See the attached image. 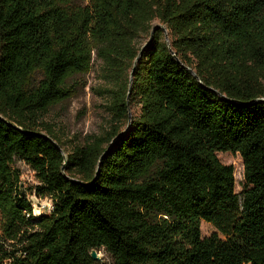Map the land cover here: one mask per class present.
<instances>
[{
	"label": "trees",
	"instance_id": "trees-1",
	"mask_svg": "<svg viewBox=\"0 0 264 264\" xmlns=\"http://www.w3.org/2000/svg\"><path fill=\"white\" fill-rule=\"evenodd\" d=\"M93 53L111 127L68 148L44 117ZM261 99L264 0H0V264H264Z\"/></svg>",
	"mask_w": 264,
	"mask_h": 264
},
{
	"label": "rangeland",
	"instance_id": "rangeland-1",
	"mask_svg": "<svg viewBox=\"0 0 264 264\" xmlns=\"http://www.w3.org/2000/svg\"><path fill=\"white\" fill-rule=\"evenodd\" d=\"M152 24L153 26H162L159 20L153 21ZM165 32L168 37L166 30ZM148 39V34L144 33L137 40V44L141 46ZM68 84L72 91L71 97L52 106L44 117V121L55 129L68 148H72L75 145L86 143L92 135L105 133L111 127L112 114L108 108L109 99L105 91L108 84L103 78L102 62L96 57V53H93L91 69L84 74L73 75L68 80ZM134 109L135 112H138V108ZM217 155L222 163L234 167L236 191H242L244 185L242 156L232 152H218ZM16 167L22 172L25 189L38 183L34 171L27 164L18 161ZM28 196L35 209L49 210L52 208L50 199H42L35 194ZM201 231L202 235L206 237L217 232V229L211 223L201 221ZM98 256L104 264L112 262L110 255L104 249L98 252Z\"/></svg>",
	"mask_w": 264,
	"mask_h": 264
},
{
	"label": "water",
	"instance_id": "water-1",
	"mask_svg": "<svg viewBox=\"0 0 264 264\" xmlns=\"http://www.w3.org/2000/svg\"><path fill=\"white\" fill-rule=\"evenodd\" d=\"M152 32H154V30L152 31ZM167 37V36H166ZM261 100H264V99H261ZM129 113H130V117H131V111L129 110ZM130 124H131V122L129 121V123H128V125H127V127H126V129H125V131L124 132H127V130H128V128H129V126H130ZM123 132V133H124ZM123 133H121V134H123ZM39 135H41V136H46L45 134H43V133H40ZM91 257L94 259V260H100L101 258L98 256V252L96 251V250H92L91 251Z\"/></svg>",
	"mask_w": 264,
	"mask_h": 264
},
{
	"label": "built area",
	"instance_id": "built-area-1",
	"mask_svg": "<svg viewBox=\"0 0 264 264\" xmlns=\"http://www.w3.org/2000/svg\"><path fill=\"white\" fill-rule=\"evenodd\" d=\"M34 209H35V208H34ZM51 209H52V208H51ZM51 209H49V210L35 209V212L39 213V212H41V211H50Z\"/></svg>",
	"mask_w": 264,
	"mask_h": 264
}]
</instances>
